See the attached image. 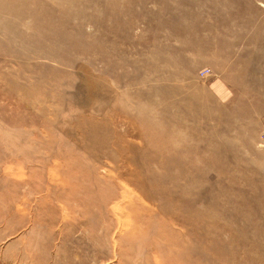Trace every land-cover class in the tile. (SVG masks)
Listing matches in <instances>:
<instances>
[{"label":"rangeland","instance_id":"rangeland-1","mask_svg":"<svg viewBox=\"0 0 264 264\" xmlns=\"http://www.w3.org/2000/svg\"><path fill=\"white\" fill-rule=\"evenodd\" d=\"M0 264H264V0H0Z\"/></svg>","mask_w":264,"mask_h":264},{"label":"bare ground","instance_id":"bare-ground-1","mask_svg":"<svg viewBox=\"0 0 264 264\" xmlns=\"http://www.w3.org/2000/svg\"><path fill=\"white\" fill-rule=\"evenodd\" d=\"M128 191V190H127ZM118 192V191H117ZM121 194V196L122 197H125V196H123L124 195V193H120ZM107 202H109V200L107 201ZM106 203V202H105ZM140 209V208H139ZM110 210L112 211V212H114V214L116 215V218H117V221L118 222H120V221H124V219H123V217H122V214H123V211H121V205H120V202L118 201V202H116V203H114L112 206H111V208H110ZM121 229H123V228H121ZM107 231H110V229L108 228V230ZM61 236V235H60ZM60 238V237H59ZM106 238H107V236H106ZM50 241V240H49ZM87 242V241H86ZM91 243V242H90ZM130 243H131V241H130ZM92 244V243H91ZM146 244L148 245V246H150L149 245V243L148 242H145L144 244L143 243H141V245L143 246V248H142V250H144L147 246H146ZM92 245H94V244H92ZM54 246V245H53ZM91 247V246H90ZM133 248V247H132ZM155 250V249H154ZM97 252V251H96Z\"/></svg>","mask_w":264,"mask_h":264}]
</instances>
